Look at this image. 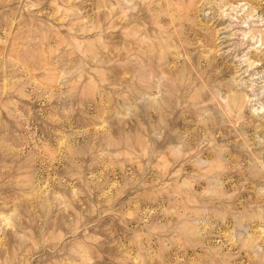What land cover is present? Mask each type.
<instances>
[{
    "label": "rangeland",
    "instance_id": "374dc122",
    "mask_svg": "<svg viewBox=\"0 0 264 264\" xmlns=\"http://www.w3.org/2000/svg\"><path fill=\"white\" fill-rule=\"evenodd\" d=\"M0 264H264V0H0Z\"/></svg>",
    "mask_w": 264,
    "mask_h": 264
}]
</instances>
